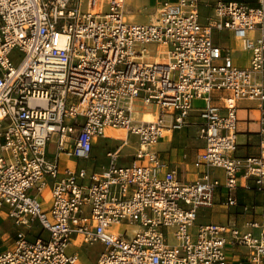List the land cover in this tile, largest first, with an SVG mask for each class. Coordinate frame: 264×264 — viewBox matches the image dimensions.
Returning <instances> with one entry per match:
<instances>
[{
    "label": "built area",
    "instance_id": "2783aa9c",
    "mask_svg": "<svg viewBox=\"0 0 264 264\" xmlns=\"http://www.w3.org/2000/svg\"><path fill=\"white\" fill-rule=\"evenodd\" d=\"M257 1L252 8L215 0L205 23L200 0L163 2L148 24H135L126 0H0V215L16 228L0 264H80L78 253H67L75 239L103 246L94 264H264ZM215 32L232 34L250 54L247 67L235 65ZM242 103L258 113L253 155H238ZM144 104L151 122L143 121ZM191 126L203 148L192 162L195 179L183 181L152 146ZM107 128L125 139H111ZM130 137L137 148L123 164ZM99 139L120 143L106 152L107 166L62 167L63 159L87 162ZM238 190L258 195L260 206L239 205ZM217 204L239 210L224 224H196L199 210ZM124 225L135 229L121 232Z\"/></svg>",
    "mask_w": 264,
    "mask_h": 264
},
{
    "label": "crops",
    "instance_id": "0c3cea01",
    "mask_svg": "<svg viewBox=\"0 0 264 264\" xmlns=\"http://www.w3.org/2000/svg\"><path fill=\"white\" fill-rule=\"evenodd\" d=\"M178 0H163L159 1L158 5H160L163 2H169V3H176ZM224 2H238V3H244L248 5L249 7L255 8L258 6V1L257 0H223ZM215 0H200L199 4V13H200V19L201 22L205 23L206 20L214 17V12H213V4ZM157 5V6H158ZM204 8L207 10V16L203 17L201 16V8ZM218 34H226L229 39H232V41L235 42V48H230L229 44L228 46H221L224 49H227L230 52V56L232 58V54L236 51V49L241 50L240 43L235 40L230 32H215L213 34V40L214 42L217 43V41L214 39V35ZM220 46V45H219ZM248 53V52H247ZM233 59V58H232ZM235 65L238 67L244 68L248 66V62L244 65L241 64L239 65L234 59H233ZM246 104L242 103L239 106V109L237 110V118H238V145H239V150H238V155L239 156H246V155H253L257 152V136L255 133L258 131V125L256 123L258 119V113L255 110L248 111L244 109ZM244 113L247 115V120L244 122V131H241L240 128V114ZM251 117V118H250ZM191 121L193 122H198L196 119L191 118ZM249 126H253L254 130H249ZM240 137H243V139ZM111 140H106V139H99L94 147L92 154L90 156V159L87 162H81V163H87L90 165V169H96L99 170L108 164V159L106 157V152L104 155V159L107 160L106 165H103V157L101 159H96L94 157V150L98 144L100 145H105V143L109 142ZM195 142H198L199 145H196ZM119 143V142H118ZM119 146V145H118ZM203 148V143L197 139V128L195 126H191L187 129H184L182 131H176L173 133L168 134L163 140H161L156 147V150L152 151L158 153L159 158L161 159L162 162L166 163L167 166L171 169H174L179 178L183 181H192L195 179L198 171H196L193 168L192 162L194 160L195 155L200 152ZM132 155V154H131ZM130 155V156H131ZM129 157V156H128ZM71 160H66L63 159L61 160L62 162V167L66 165H72L70 162ZM74 167H78L76 164L79 163L77 161H74ZM202 170V169H200ZM212 177L218 178L221 181L223 180V174L220 170H213L212 171ZM238 198V203L239 205L242 204H256L257 206H260V197L256 194L253 193H246L243 190H238L237 194ZM239 209L238 208H233L231 210H227L223 205H216L211 209H201L198 211V219L196 224H207V223H218V224H224L229 220V214L233 216ZM5 218V217H4ZM232 218V217H231ZM6 220H9L5 218ZM0 220H1V215H0ZM10 222H5L3 223L4 225L0 224V234H1V239H0V250L6 251L8 248L5 245L1 244V241L4 237H8V240L11 244H13L15 240V233H16V228L14 227L13 223L11 220ZM10 223V224H9ZM78 240V239H77ZM102 246V245H100ZM103 248V246H102ZM100 254V253H99ZM98 254V255H99ZM98 257V256H97ZM97 260V259H96ZM230 261L232 264H234V258H230Z\"/></svg>",
    "mask_w": 264,
    "mask_h": 264
},
{
    "label": "rangeland",
    "instance_id": "374dc122",
    "mask_svg": "<svg viewBox=\"0 0 264 264\" xmlns=\"http://www.w3.org/2000/svg\"><path fill=\"white\" fill-rule=\"evenodd\" d=\"M159 1L163 0H126L125 3V15L126 19L135 23V24H148L150 22L149 17H153L156 8L159 6ZM158 5V6H157ZM83 8L86 7V2H83L82 4ZM201 16L206 17L207 16V10L203 7L201 8ZM130 18V19H129ZM214 39L217 41V43L220 46H230V48H235V42L232 41V39H229L226 34H220V36L216 33L214 35ZM150 54H154V47H149ZM244 54V55H243ZM232 58L239 64H246L250 58V54L247 52H242L241 50L236 49V51L232 54ZM251 118V117H250ZM240 130L244 131L245 128L243 127L244 122L248 119L247 115L244 113L240 114ZM249 130H254L253 126H249ZM243 139V137H240V139ZM120 143L115 141H109L105 143V145L98 144L94 150V157L96 159H101L103 157V165H106L107 160L104 159V155L106 151H113L116 149V147ZM196 145H199L198 142H195ZM137 148V142L135 137H130L129 139V145L128 147L124 148L121 151V158L119 160L120 163L127 164L130 162V155L134 153L135 149ZM47 152L49 155L54 154L55 152V146L53 143H49L47 147ZM129 156V157H128ZM72 165H74V161H70ZM139 165H145L146 160L139 162ZM78 167H84L86 169H90V165L87 163H77ZM162 177V176H160ZM10 222L9 220H6L3 216H1L0 224L4 225L3 223ZM10 224V223H9ZM128 230V233L132 230L131 227H126L125 225L122 226L121 232H124V230ZM169 244H173V241L171 239L168 240ZM2 245H5L8 249H11L12 244L9 242L8 237H4L1 241ZM103 248L99 244H95L93 246L85 245L83 243H80L78 240H74L73 244L68 248L67 253L73 254L78 253V259L80 264H94L96 262V259L98 258V254L102 252ZM3 252V250H0V253Z\"/></svg>",
    "mask_w": 264,
    "mask_h": 264
},
{
    "label": "bare ground",
    "instance_id": "6f19581e",
    "mask_svg": "<svg viewBox=\"0 0 264 264\" xmlns=\"http://www.w3.org/2000/svg\"><path fill=\"white\" fill-rule=\"evenodd\" d=\"M153 18L154 17L151 16V17H149V20H152ZM164 51H165V48L164 47H160V53H162ZM143 108L146 109V111L143 112V121L144 122H151L152 120H154L155 115L153 114L152 106L150 104L149 105L148 104H144ZM105 135H107L108 137H110L111 139H114V140H123V139H125V132L123 130H119V129L107 128L105 130ZM156 147H157V145L152 146V149L155 151ZM133 228H132L131 231H133Z\"/></svg>",
    "mask_w": 264,
    "mask_h": 264
}]
</instances>
